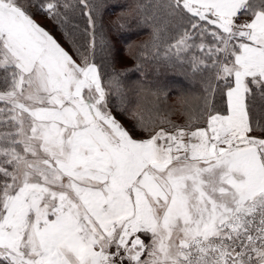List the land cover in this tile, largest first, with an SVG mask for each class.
Segmentation results:
<instances>
[{
  "label": "snow or ice",
  "instance_id": "1",
  "mask_svg": "<svg viewBox=\"0 0 264 264\" xmlns=\"http://www.w3.org/2000/svg\"><path fill=\"white\" fill-rule=\"evenodd\" d=\"M40 7L60 15L58 0ZM156 7L190 26L165 55L210 71L183 124L129 110L95 31L93 58L74 57L0 0V264H264V0Z\"/></svg>",
  "mask_w": 264,
  "mask_h": 264
},
{
  "label": "trees",
  "instance_id": "2",
  "mask_svg": "<svg viewBox=\"0 0 264 264\" xmlns=\"http://www.w3.org/2000/svg\"><path fill=\"white\" fill-rule=\"evenodd\" d=\"M20 2L27 7L35 21V14L45 13L40 5L50 0ZM58 2L61 5L60 15L55 19L48 16L51 24L48 32L53 33L51 35L74 57L73 45L92 59L93 37L89 33L95 31L94 61L105 79L112 74L113 69L121 73V94L126 97L129 110L135 109L147 117L149 114L154 115L149 110L159 105L160 116H167L175 123L183 124L187 119L183 114L185 111L196 115L204 106V98L208 95L204 88L210 71L203 69V66L201 71H196L190 63H181L175 57L165 55L168 44L174 42L184 27H190L179 15H170L167 8L156 7L158 4H167L169 0H87L88 4L94 6L90 14L96 21L95 29L89 25L88 16L85 15L90 11L89 8L84 7L80 0ZM64 4L68 7H63ZM153 26L160 29L159 39H153ZM101 36L105 40L103 49L100 47ZM182 94L186 100L183 106L177 102V97ZM112 102L118 104L119 98L113 96ZM260 105L257 96L253 108L256 118H259ZM113 111L131 129L132 121L115 108ZM135 133L140 134L133 132L134 136ZM253 134L260 133L257 131Z\"/></svg>",
  "mask_w": 264,
  "mask_h": 264
},
{
  "label": "rangeland",
  "instance_id": "3",
  "mask_svg": "<svg viewBox=\"0 0 264 264\" xmlns=\"http://www.w3.org/2000/svg\"><path fill=\"white\" fill-rule=\"evenodd\" d=\"M35 22L40 25L42 28H44L45 30H51V24L48 21V14L45 12L44 14H40V15H36L35 14ZM53 34V33H51ZM116 115V114H115ZM118 119V118H117ZM119 120V119H118ZM121 122L123 121L122 119L120 120ZM125 121H123L122 123L124 124ZM126 123V122H125ZM125 127L127 128L128 125L124 124ZM140 134L135 133V136H139Z\"/></svg>",
  "mask_w": 264,
  "mask_h": 264
}]
</instances>
